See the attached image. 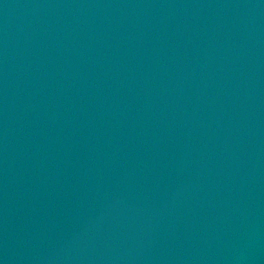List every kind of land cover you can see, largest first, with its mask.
Instances as JSON below:
<instances>
[{
    "label": "water",
    "instance_id": "95a60500",
    "mask_svg": "<svg viewBox=\"0 0 264 264\" xmlns=\"http://www.w3.org/2000/svg\"><path fill=\"white\" fill-rule=\"evenodd\" d=\"M0 264H264V0H0Z\"/></svg>",
    "mask_w": 264,
    "mask_h": 264
}]
</instances>
